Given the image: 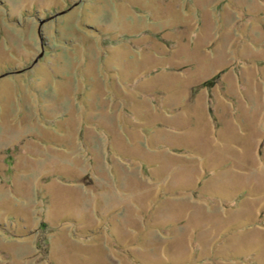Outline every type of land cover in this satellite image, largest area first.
I'll use <instances>...</instances> for the list:
<instances>
[{
    "label": "rangeland",
    "instance_id": "obj_1",
    "mask_svg": "<svg viewBox=\"0 0 264 264\" xmlns=\"http://www.w3.org/2000/svg\"><path fill=\"white\" fill-rule=\"evenodd\" d=\"M0 264H264V0H0Z\"/></svg>",
    "mask_w": 264,
    "mask_h": 264
},
{
    "label": "water",
    "instance_id": "obj_2",
    "mask_svg": "<svg viewBox=\"0 0 264 264\" xmlns=\"http://www.w3.org/2000/svg\"><path fill=\"white\" fill-rule=\"evenodd\" d=\"M42 21V20H41Z\"/></svg>",
    "mask_w": 264,
    "mask_h": 264
}]
</instances>
